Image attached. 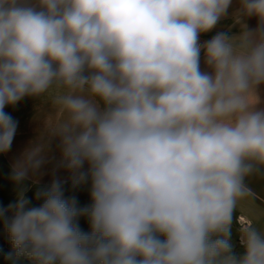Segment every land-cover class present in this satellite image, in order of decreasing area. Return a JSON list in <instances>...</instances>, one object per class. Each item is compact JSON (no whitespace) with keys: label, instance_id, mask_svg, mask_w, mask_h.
Masks as SVG:
<instances>
[{"label":"clouds","instance_id":"clouds-1","mask_svg":"<svg viewBox=\"0 0 264 264\" xmlns=\"http://www.w3.org/2000/svg\"><path fill=\"white\" fill-rule=\"evenodd\" d=\"M232 3L0 0V154L19 123L6 107L51 105L0 205L11 264H264V226L233 240L264 176V0H239L238 34L200 40ZM48 164L33 204L25 181Z\"/></svg>","mask_w":264,"mask_h":264},{"label":"rangeland","instance_id":"rangeland-1","mask_svg":"<svg viewBox=\"0 0 264 264\" xmlns=\"http://www.w3.org/2000/svg\"><path fill=\"white\" fill-rule=\"evenodd\" d=\"M10 172L11 167L8 153L0 154V205L4 206L14 200L16 192V186L9 179ZM35 179L36 178H29L27 181H25V185L29 189L26 195L32 199L33 204H38L40 201H36L34 198L37 188L41 185L48 184L52 178H45L43 181L39 180L38 184L33 183ZM246 183L250 189V192L246 197L238 201L237 208L234 213L233 240L236 242L238 251L239 241L237 237L241 228L253 223L257 226H264V176H251L246 180ZM65 187L66 195L75 194L81 206L87 205L91 202L87 186L76 189L74 192L70 187V182L66 184ZM241 217L247 218L249 224H243ZM80 225L85 231L89 230L86 218H81ZM0 247L12 250L7 233L5 232L2 223H0Z\"/></svg>","mask_w":264,"mask_h":264},{"label":"crops","instance_id":"crops-1","mask_svg":"<svg viewBox=\"0 0 264 264\" xmlns=\"http://www.w3.org/2000/svg\"><path fill=\"white\" fill-rule=\"evenodd\" d=\"M239 8V0H233L231 7L229 8L228 15L222 19L217 27L211 32L201 34V42L211 39L217 32L223 31L228 34H238L240 26L235 24L233 21V14ZM247 24L249 28H255L257 25V19L255 17L247 19ZM204 68L203 61L201 64ZM261 100L264 101V88L261 89ZM264 107V103L261 104ZM39 110V113L38 111ZM51 105L49 102L42 100L26 98L21 101L15 107H6L5 111L10 113L18 123L17 133L12 143L11 150L8 152V157L10 161V167L14 161L20 156V154L29 146V143L33 141L40 132L44 131L43 120L44 117L50 112ZM53 147L55 148V142H53ZM7 154V153H6ZM57 159L59 158L58 151L52 153ZM53 165L48 164L45 166L43 171L45 175L39 180L43 181L45 178H52L51 170ZM57 175L62 179H68L69 173L65 170H60ZM35 178V177H30Z\"/></svg>","mask_w":264,"mask_h":264},{"label":"water","instance_id":"water-1","mask_svg":"<svg viewBox=\"0 0 264 264\" xmlns=\"http://www.w3.org/2000/svg\"><path fill=\"white\" fill-rule=\"evenodd\" d=\"M10 251L11 250L8 248L0 247V264H11V261L6 259V256ZM24 264H27V262L25 261Z\"/></svg>","mask_w":264,"mask_h":264},{"label":"built area","instance_id":"built-area-1","mask_svg":"<svg viewBox=\"0 0 264 264\" xmlns=\"http://www.w3.org/2000/svg\"><path fill=\"white\" fill-rule=\"evenodd\" d=\"M203 43V42H202ZM241 221H242V223L243 224H249V222H248V220H247V218H245V217H241Z\"/></svg>","mask_w":264,"mask_h":264}]
</instances>
